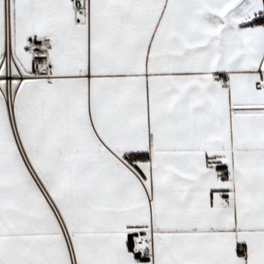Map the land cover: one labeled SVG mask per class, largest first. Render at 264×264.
<instances>
[{"label":"snow or ice","instance_id":"1","mask_svg":"<svg viewBox=\"0 0 264 264\" xmlns=\"http://www.w3.org/2000/svg\"><path fill=\"white\" fill-rule=\"evenodd\" d=\"M0 264H264V0H0Z\"/></svg>","mask_w":264,"mask_h":264}]
</instances>
